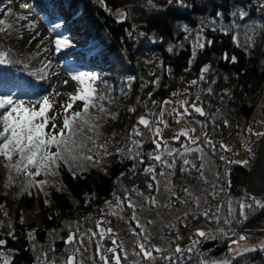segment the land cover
Returning a JSON list of instances; mask_svg holds the SVG:
<instances>
[{"label":"trees","instance_id":"1","mask_svg":"<svg viewBox=\"0 0 264 264\" xmlns=\"http://www.w3.org/2000/svg\"><path fill=\"white\" fill-rule=\"evenodd\" d=\"M17 1L43 10L52 36L67 41L57 51L54 40L61 69L97 77L94 87L104 99L90 109L99 127L81 134L85 146L78 153L92 160L60 162L55 175L29 178L6 169L0 157V232L11 231L10 236L0 237V264H56L71 255L76 264H83V244L90 248V264H103L96 254L97 245L110 264L109 248L120 256V264H126L119 240L113 231H106L111 229L109 211L120 208L131 214L129 202L154 197L163 165L151 156L168 143L177 147L162 158L175 163L176 175L180 161L195 163L189 184L198 180L200 165L197 153L186 149L201 145L216 165L215 192L190 220L209 227L204 236L194 232L182 239L172 236L168 248L158 252L143 242L158 253L153 264H205L224 258L236 245L235 239L264 240V193L253 197L244 192L246 174L264 138V0ZM12 6L13 0H0V21L4 22L0 27L6 29L0 32V52L7 53V62L0 64V96L10 95L25 103L39 101L49 95L53 76L49 68L41 71L47 64L41 56L20 46L22 14ZM144 54L157 57L150 73L140 67ZM181 94L190 113L184 120L191 117L199 123L196 143L183 136L170 140L174 113L167 117V126L159 123L161 104ZM194 101L204 115L190 108ZM99 104L104 112L98 110ZM60 105L53 111L60 112ZM81 107L77 101L72 111ZM140 117L149 120L152 130L137 123ZM224 118L229 123L227 132ZM217 126L222 130L219 138L214 134ZM156 127L170 129L171 137L161 141L153 135ZM87 136L95 143L86 140ZM153 140L161 143L159 149ZM241 145L242 163L233 153ZM150 166L154 171L146 172ZM41 180L46 181L47 204L36 187ZM186 200L183 191L168 198L169 207H180ZM211 203L209 214L206 207ZM33 205L38 208V227L20 222V211ZM219 215L222 220L216 226ZM97 222L105 230L102 239ZM69 235L74 236L72 243L66 242ZM227 264H264V246L242 251Z\"/></svg>","mask_w":264,"mask_h":264},{"label":"rangeland","instance_id":"2","mask_svg":"<svg viewBox=\"0 0 264 264\" xmlns=\"http://www.w3.org/2000/svg\"><path fill=\"white\" fill-rule=\"evenodd\" d=\"M13 6L11 8L22 14L18 23L20 27V46L22 48H28V50L33 54L41 56L47 64H51L49 70L53 76V79L50 82L48 92L49 95L51 94L50 99L55 103V109L59 104H61V101L68 100L69 94H75L77 88L80 87L79 82L74 81L72 77L85 73H65L61 69L59 64L60 60L59 57L56 56L55 50L54 40L56 41L57 38L52 36L50 32V23H47L48 20H43L42 15L45 14L40 7L38 8L33 4L17 0H13ZM46 16L47 15L44 17ZM156 61L157 57L154 55H141L140 67L145 73H150L152 64ZM65 81H67V84H65ZM55 93H60V95L57 96ZM166 101L169 103H165ZM181 101H186L184 94L178 95L169 100H165L161 104L159 108L160 120L162 119L165 122L167 117L174 113V122L170 125L174 131V134L171 137L172 133L170 129L161 130L160 139L162 138V140H166L167 138L171 137L170 140L173 141L175 140L174 136L181 129L194 130L189 132L192 141L198 137V121L191 117L186 121L184 120V116L179 120V122H177V117L175 112H173V109L182 112L183 109L180 107ZM36 103L37 101L27 102L25 104L31 106ZM192 104H195L198 107L197 101H194ZM162 108L163 114L161 115ZM56 124L60 126L59 118L56 120ZM228 126V120L227 118H224V130L226 132L228 131ZM221 132L222 130L219 126H217L216 130H214V134L218 138L221 136ZM241 141L242 140H240V143L242 144ZM179 146H182V143H179ZM243 146L244 145H241L233 152L236 160L240 163L243 162L245 157V154L242 150ZM176 147L177 146L173 145V143L165 144L159 154H165L162 156L167 157L166 148L174 150ZM199 149H201V151ZM192 150L197 153L200 165L199 178L195 183L189 184V179L195 170L194 162L189 161L187 164H185L184 161H180V168L178 172L179 175H176L175 163L165 160L173 166L169 168L163 165L161 173H164V175H161L160 173V176L156 179V194L153 198H151L157 201L156 206L152 205L151 199L148 200L147 198L143 197L138 201L131 202L134 205V208H131V214L124 213L120 208L110 209L109 213L112 215V218L110 219L111 223H109V225L115 235V239L119 240V245L126 264H153V262L158 257V253L154 252L152 253V260H146L142 255H138L139 248L136 246L137 240H139L140 243H149L153 250H166L169 246L172 236H175L177 239H182L189 232H194L197 236H200L197 234L198 230L205 233L209 229V227L204 223H191L190 220L194 218L200 211H202L206 199L215 192L214 186L216 183V165L212 158L207 153H205L204 150H202V147L199 143L195 148H192ZM36 187L42 196L43 203L47 204L49 199L48 190L45 188L44 184L38 185L36 183ZM185 189H187L188 193H190V195L185 193L187 200L183 202L180 207L170 208L168 198L180 194ZM172 193H175V195H172ZM212 207V203L206 207V209L209 210V214L212 213ZM133 214H135L136 220L132 219ZM221 220V215L216 217V226L220 224ZM137 221L141 226H143L144 234L142 236L135 234L140 232V229L136 227ZM149 221H151V223H149ZM20 222H22L24 225L33 224L35 227H38L37 206L33 205L31 209H22L20 211ZM10 234V230L4 234L0 232V237L10 236ZM235 242L236 245L231 248L230 252L224 258L205 264H227L230 257L242 251L252 249L253 247L264 246V240L260 238H248L241 241H237V239H235ZM91 256L92 255L88 244H83L80 251V261L83 264H90ZM67 259L68 258L57 261L56 264H66ZM7 260L8 258L5 259V261ZM74 264L76 263L74 262Z\"/></svg>","mask_w":264,"mask_h":264},{"label":"snow or ice","instance_id":"3","mask_svg":"<svg viewBox=\"0 0 264 264\" xmlns=\"http://www.w3.org/2000/svg\"><path fill=\"white\" fill-rule=\"evenodd\" d=\"M3 21H0V25H3ZM6 29L0 27V32H4ZM67 44L66 40H57L56 41V50L59 51L61 45ZM7 53L0 52V64L6 63ZM234 59V58H233ZM51 67V64H45L42 72H46L48 68ZM207 71V66L202 69V73ZM203 76H201V79ZM74 81H78L80 87L77 88L75 94H69L68 100L66 103H61V111H53L55 103L50 99V95L43 96L36 104L28 106L24 101H15L10 95L0 96V157L5 161L4 167L9 171H14L19 174L23 172L29 178H34L41 175L42 173L48 175H55V169L59 167V163L63 162L69 164L70 162L77 161L80 158L92 160V156H84L82 152L78 153L79 149H83L85 144L81 140V134L87 129L88 132L94 131L99 127L98 124L94 123L96 119L91 113V108H96L99 101L104 99L103 96H99L96 93L94 87V82L97 79L94 75H85L80 74L73 76ZM192 84H195L196 81H192ZM67 84V81H65ZM55 95H60V93H55ZM80 101L82 102V107L78 111H72L74 104ZM169 103V102H165ZM186 101L180 102V107L183 111H177L173 109L177 117V122L186 115H190L188 108L185 107ZM38 105V107H37ZM191 108L194 112L204 115L203 109L197 107L195 104L191 105ZM100 112H104L105 108L103 104H99ZM133 109H130L132 111ZM52 113L49 115V113ZM163 114V108L161 110V115ZM58 118L62 119V125L58 126L56 120ZM139 125H143L145 128L152 130V125L149 120L145 117H140L137 121ZM161 124L165 122L161 119L159 121ZM50 126V127H49ZM165 126H167L165 124ZM59 128V130H57ZM194 131L192 129H181L176 133L174 139L179 140L180 137H189V132ZM161 129L156 127L153 130V135L160 137ZM136 135H141L139 131L135 132ZM86 140L92 141L93 144L95 141L92 136H87ZM162 141V138H161ZM196 143V141H191ZM134 144L138 146V142L133 141ZM153 143L156 144L157 149L161 147V143H158L156 140H153ZM207 143H211L208 141ZM55 148V151H52V148ZM100 147H103L101 145ZM222 148L227 150L226 146L221 145ZM91 151V149H89ZM131 151V149L129 150ZM173 149L166 148V154L172 155ZM186 151H192V149H186ZM15 158V159H14ZM151 158L158 162L161 165H165L171 168L173 165L169 164L162 158V154L152 155ZM95 163H100V161H95ZM185 164L188 163L187 160L184 161ZM34 169V171H33ZM146 172H153V167H148L145 169ZM164 175V173H161ZM11 179V176L9 177ZM38 185H43L46 181H37ZM149 187H152L149 185ZM185 193H188V190H184ZM175 195V193H172ZM153 206H156L157 201L151 199ZM129 208H134V205L129 202ZM243 207V206H242ZM115 214V213H113ZM207 215V213H205ZM133 220H136L135 214L132 217ZM151 223V221H149ZM97 227L100 228V222H97ZM136 227L140 229L139 233H135L138 236L144 234L143 226L137 221ZM107 233H112V229H107ZM198 235L204 236L205 233L198 230ZM96 235L95 233L93 234ZM105 235V230L100 228V238L102 239ZM241 240L245 237H241ZM74 241V236L69 235L67 243H72ZM3 241H0L2 244ZM113 244H116V241H112ZM235 243V241H234ZM136 246L139 248L138 255H142L146 260L153 259V250L147 249L143 243H140L139 240L136 242ZM155 251H160V249H154ZM79 250L77 249V252ZM108 252L112 253L111 264H120V256L116 254L114 248L107 249ZM180 248L177 247L176 252H180ZM96 254L103 264H110L109 257L101 254L100 246L97 245ZM164 259L170 260V257H165ZM75 256L71 255L68 257L66 264H74Z\"/></svg>","mask_w":264,"mask_h":264},{"label":"water","instance_id":"4","mask_svg":"<svg viewBox=\"0 0 264 264\" xmlns=\"http://www.w3.org/2000/svg\"><path fill=\"white\" fill-rule=\"evenodd\" d=\"M244 192L253 197H258L264 193V138L258 146L254 162L246 174Z\"/></svg>","mask_w":264,"mask_h":264}]
</instances>
